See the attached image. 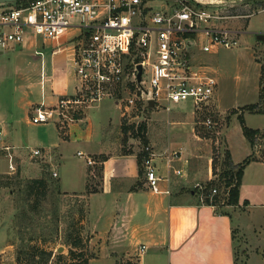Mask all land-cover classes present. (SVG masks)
Masks as SVG:
<instances>
[{
	"label": "crops",
	"instance_id": "obj_1",
	"mask_svg": "<svg viewBox=\"0 0 264 264\" xmlns=\"http://www.w3.org/2000/svg\"><path fill=\"white\" fill-rule=\"evenodd\" d=\"M248 3L238 2L234 12L249 14L252 10ZM243 7L248 8L239 11ZM262 8L264 3L257 13L264 14ZM247 18L229 19L224 25L243 31L236 48L244 45L262 69L264 25L256 28L250 20L245 21ZM73 36L69 32L51 41L28 31L21 44L0 49V168L3 161L8 164L9 153L16 169L10 172L1 168L0 176L19 174L24 179H35L44 169L56 172L59 192L85 202L80 225L87 232L84 239L91 253L88 264H238L239 251L244 252V264H264V146L255 143L251 147L241 127L232 132L227 126L223 133L230 163H240L234 161L239 152L246 157L254 154V160L244 169L239 204L220 210L204 204L203 191L195 188L196 184L213 180L212 158L204 165L195 135L173 143L159 126L148 133L147 143L141 144L139 152L131 147L124 152L122 126H130L123 123L121 104L110 99L85 106L73 122L32 123L36 107H54L61 96H72L77 91L68 48ZM216 98L213 104L219 103ZM117 111L119 115L114 119ZM244 113L247 111L242 112L247 126ZM251 129L264 133V126ZM129 142L134 145L135 139L129 138ZM147 145L155 153L154 164L163 178L159 183L162 193L148 188L145 168L138 162V155H143ZM35 149L41 150V156H33ZM79 152L94 164L89 165L86 158L78 156ZM173 153H180L172 166L181 169L183 176L175 175L167 165L166 157ZM253 165L258 166L263 187L257 214L255 205L242 194L248 169ZM29 169L37 175L28 174ZM11 199L7 188L1 187L0 264H16L15 245L9 241L14 213ZM244 201L248 204L240 210ZM235 213L239 218L243 214L252 217L253 224L245 228L236 223L232 216ZM141 245L146 251L137 261Z\"/></svg>",
	"mask_w": 264,
	"mask_h": 264
},
{
	"label": "built area",
	"instance_id": "obj_2",
	"mask_svg": "<svg viewBox=\"0 0 264 264\" xmlns=\"http://www.w3.org/2000/svg\"><path fill=\"white\" fill-rule=\"evenodd\" d=\"M156 1L33 0L14 7L0 4V49L21 44L28 31L51 41H58L69 32L74 34L68 48L77 91L72 96H61L54 107H36L32 123L73 122L85 106L106 99L121 104L124 116L138 104L143 111L149 109L150 101L154 102L153 107L189 106L194 115L209 111L218 80L199 61L200 56L238 47L243 31L224 23L251 17L258 11L225 14V4L218 0H173L157 9ZM237 3L232 2L230 7L235 9ZM204 125L212 128L215 123L209 117ZM32 154L41 156V150L35 149ZM179 154L167 156L166 162L175 175L183 176L181 169L172 166ZM78 156L86 158L89 165L94 164L82 152ZM7 158L9 171H15L12 155L8 153ZM154 160L152 147L145 146L142 163L147 186L162 193L159 183L163 178L158 175ZM52 175L56 177L57 173ZM195 188L202 192L205 186L196 184ZM216 194L215 187L211 196ZM145 251L146 246L141 245L137 261Z\"/></svg>",
	"mask_w": 264,
	"mask_h": 264
},
{
	"label": "rangeland",
	"instance_id": "obj_3",
	"mask_svg": "<svg viewBox=\"0 0 264 264\" xmlns=\"http://www.w3.org/2000/svg\"><path fill=\"white\" fill-rule=\"evenodd\" d=\"M173 0H157L154 8H159L163 3H172ZM225 4L222 12L225 14L234 13L233 7H230L235 0H218ZM15 6L16 3H10ZM251 8L249 11H254L262 6L249 2ZM256 4V5H255ZM237 5V4H236ZM244 5V4H243ZM241 5V6H243ZM234 6V5H233ZM236 8V7H234ZM241 8V7H240ZM239 11H244L248 7H243ZM237 11V10H236ZM235 11V12H236ZM253 26L262 27L264 25V14L257 13L247 18ZM251 26V27H253ZM251 27H249L251 29ZM219 52L201 54L199 61L205 63L209 67V71L217 78L218 85L215 91V98L218 97L219 103L215 102L209 111L201 113L200 115H192V108L189 106L169 105L152 107L143 111L139 104L130 108L126 116L123 118V123L128 127L129 132L124 133L121 137L124 152L135 150L139 152L143 139L158 129L166 135L167 140L173 139V143H182L183 140L193 135L197 136L200 141L201 160L204 165L208 162V158H212L213 171V186L218 189V196L221 204L227 201V190L224 188L221 177L229 168L233 169L234 164L230 163L228 154L223 143V133L228 126L232 132L241 127L238 116L242 113V107L259 102V95L261 91V69L252 59L248 49L244 45L233 49H219ZM264 94V92H263ZM124 95L123 99H126ZM214 98V99H215ZM217 99V98H216ZM113 102V101H112ZM126 104L125 100L122 101ZM218 106V107H217ZM262 108V107H261ZM240 113V114H239ZM119 112L117 111V119ZM247 120V126L257 128L264 126V113H244ZM211 117L215 123L214 127L208 128L204 125L207 118ZM142 128V135L139 129ZM191 129L194 131L191 132ZM129 138L135 139V144L129 142ZM187 140V139H186ZM140 141V142H139ZM258 145L264 146V135L259 133L256 138ZM260 149V148H259ZM263 148H261L262 150ZM238 158L234 157V161L242 163L247 157L242 152ZM236 155V154H235ZM2 162V161H1ZM2 170L8 169L7 162H2ZM0 168V171H1ZM246 182L243 188V197L250 199L255 205L256 214L260 210L259 204L262 203V180L259 179L258 166L253 165L248 169ZM28 174L37 175L35 170L29 169ZM205 174V173H204ZM11 175L10 177H13ZM5 177V178H3ZM14 178V177H13ZM20 179L26 180L20 176ZM205 179L204 177L200 180ZM6 176H0V181H6ZM48 182L51 186V193L43 203L40 212L35 213L28 210L30 200L22 192V187L13 182L7 191L11 194V203L14 207L13 221L11 222L10 239L9 241L15 245V255L21 245V240H25V244L29 238L35 240L31 244L51 250L53 252L49 264H88V259L91 257L89 249L85 247L82 250H76L77 256L70 257V247L65 243V231L73 223L74 228L72 233L75 235L80 233L83 238L87 236V232L83 229L80 223L77 224L79 210L85 209L84 200L65 197L60 192L57 194L55 186H58L55 177L49 173ZM207 182L201 183L202 186H207ZM209 188V187H208ZM81 200V199H80ZM225 207V205H222ZM244 210V205L239 207ZM26 212V216H23ZM243 214V213H241ZM233 219L236 223L244 224V227L251 226L254 220L252 217L241 215L237 217V213L233 214ZM256 223V222H254ZM257 226V224H254ZM59 247L61 249H59ZM244 252L239 251V263L244 264ZM61 254V257L58 255ZM79 255V256H78ZM16 258V256H15ZM255 258H253L254 261ZM96 264V263H95Z\"/></svg>",
	"mask_w": 264,
	"mask_h": 264
},
{
	"label": "trees",
	"instance_id": "obj_4",
	"mask_svg": "<svg viewBox=\"0 0 264 264\" xmlns=\"http://www.w3.org/2000/svg\"><path fill=\"white\" fill-rule=\"evenodd\" d=\"M33 0H24L21 2H17L15 6L26 5L27 3ZM256 4H263L264 1H256ZM11 5V4H6ZM261 82L263 86H261V91L259 95V102L256 104L246 105L241 108V112L247 111L249 113H264V68L261 69ZM262 107V108H261ZM238 119L241 124V128L243 131V135L249 141L251 147H254L256 143V138L260 133L259 130H254L246 126L245 120L243 118L242 113L238 116ZM125 133L128 132L127 127L122 126ZM139 133H141L142 128L139 129ZM142 135V133H141ZM264 135V133H263ZM146 138L143 139V144H146ZM254 154L248 156L242 163L233 166V169H228L224 172L221 177L224 188L227 190V201L224 204H221L219 200L218 194L211 196V190L215 188L213 186V180L209 181L205 189L203 190V203L210 206H216L218 209L222 210L224 207L222 205L229 206H237L239 204V196H240V186L242 183V177L244 173V169L247 165H249L254 160ZM229 159V156H228ZM138 162L141 164L142 162V154L138 155ZM230 162V161H229ZM232 164V163H231ZM14 177V178H13ZM10 177L6 176V181H0V188H8L11 186L13 182H17L20 187H22V192L26 196L28 200H30V204H28V210L31 212L39 213L40 209L45 202L48 195L51 193V186L48 182L49 173L47 170H43V174L40 178L35 179H20L19 174ZM5 178V177H3ZM209 187V188H208ZM55 191L57 194L59 193L58 186H55ZM248 204L247 201H244L243 205L246 206ZM26 212H23V216H26ZM84 217V211L82 209L79 210V216L77 220V224L81 222V219ZM72 223L69 228L65 231V243H67L70 247L69 255L72 258H75L77 254L76 250H82L85 247V239L82 237L80 233L73 234V226ZM35 239L29 238L25 244V240H21V245L18 248L16 254V264H49L53 252L51 250H47L37 246L36 244H31ZM79 256V255H78ZM61 257V254L58 255ZM86 264V262H85Z\"/></svg>",
	"mask_w": 264,
	"mask_h": 264
},
{
	"label": "water",
	"instance_id": "obj_5",
	"mask_svg": "<svg viewBox=\"0 0 264 264\" xmlns=\"http://www.w3.org/2000/svg\"><path fill=\"white\" fill-rule=\"evenodd\" d=\"M24 0H0V4H10V3H17V2H21ZM256 1H264V0H235V2H256ZM139 74H138V80H140L141 78V67L139 66ZM154 106V102L150 101L149 102V108H152Z\"/></svg>",
	"mask_w": 264,
	"mask_h": 264
}]
</instances>
